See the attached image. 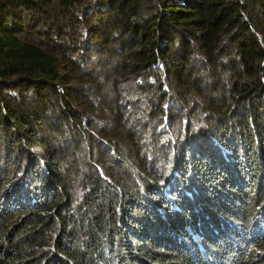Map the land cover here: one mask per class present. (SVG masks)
I'll list each match as a JSON object with an SVG mask.
<instances>
[{
	"label": "trees",
	"instance_id": "obj_1",
	"mask_svg": "<svg viewBox=\"0 0 264 264\" xmlns=\"http://www.w3.org/2000/svg\"><path fill=\"white\" fill-rule=\"evenodd\" d=\"M261 213L264 0H0V264H257Z\"/></svg>",
	"mask_w": 264,
	"mask_h": 264
},
{
	"label": "rangeland",
	"instance_id": "obj_2",
	"mask_svg": "<svg viewBox=\"0 0 264 264\" xmlns=\"http://www.w3.org/2000/svg\"><path fill=\"white\" fill-rule=\"evenodd\" d=\"M244 129V128H242ZM250 152H254L256 154V147L253 146V148L251 147L250 149ZM257 182L253 183L251 182V185H250V191L248 192V195H249V198H250V202L251 204L254 206V203L256 201L255 197H256V193L253 192V187L254 185H256ZM262 200H258V203L255 205V206H258V204L261 202ZM254 206V207H255ZM264 213H261L259 215V219L257 220V222L259 221V224L260 226L264 227ZM238 219V218H237ZM256 222V223H257ZM165 224V221H163V223L161 225H164ZM153 231H157V229H154ZM247 237H251L250 234H246ZM152 236L154 237V232L152 233ZM175 238V237H174ZM174 241H181L180 238H175ZM175 246V245H174ZM242 249H244V256H247L248 257V252L251 251L252 249L254 250L253 251V254L248 258L249 260H254L257 262V264H264V246H257L255 244H253V242L251 244H249L248 246L247 245H244V243H241V246ZM205 247H203L201 245V247H199V252L201 251L205 256H206V253H205ZM207 250V249H206ZM211 251L213 252V259L212 260H206V258L204 257L203 255V258H204V262L202 264H218V261L215 260V258H218V256L215 254V251L213 249H211ZM246 259V258H245ZM253 263V261L251 262ZM220 264H223V263H220Z\"/></svg>",
	"mask_w": 264,
	"mask_h": 264
}]
</instances>
